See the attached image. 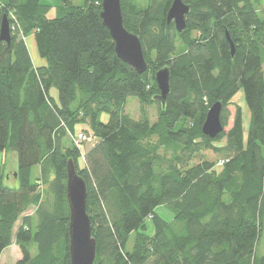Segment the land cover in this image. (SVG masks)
Masks as SVG:
<instances>
[{
    "label": "trees",
    "instance_id": "1",
    "mask_svg": "<svg viewBox=\"0 0 264 264\" xmlns=\"http://www.w3.org/2000/svg\"><path fill=\"white\" fill-rule=\"evenodd\" d=\"M171 1L120 0L123 25L147 63L139 74L116 56L102 0H0V21L14 13L13 29L33 30L45 60L35 66L16 33L9 44L0 40V151L16 153L19 181L6 184L0 171V255L13 239L21 252L14 264H70L69 159L86 184L94 264H264L256 252L264 229L263 0H184L182 31L167 25ZM52 8L57 14L47 18ZM162 67L169 69L164 104L154 81ZM239 89L249 110L246 142L238 106L226 133L204 135L209 107L222 103L226 127ZM130 96L139 100V119L124 110ZM81 124L95 138L83 158L82 142L63 145ZM208 150L223 164L199 158ZM30 207L33 216L25 214Z\"/></svg>",
    "mask_w": 264,
    "mask_h": 264
},
{
    "label": "water",
    "instance_id": "2",
    "mask_svg": "<svg viewBox=\"0 0 264 264\" xmlns=\"http://www.w3.org/2000/svg\"><path fill=\"white\" fill-rule=\"evenodd\" d=\"M190 6L183 0H172L166 13V22H173L177 31L186 26V16ZM100 18L114 42L116 56L141 74L147 69L141 42L138 36L128 31L123 25L120 0H102ZM231 53L234 45L228 34ZM0 40L11 42L9 21L6 15L0 21ZM154 81L159 93L155 96L161 104L165 103L169 93V69L162 67L154 74ZM222 103L214 102L206 112L201 131L210 138H215L224 130L221 122ZM66 177V200L68 206V248L70 264H94L96 243L91 235L89 216L86 210L87 192L84 179L78 175L71 159L68 160Z\"/></svg>",
    "mask_w": 264,
    "mask_h": 264
},
{
    "label": "rangeland",
    "instance_id": "3",
    "mask_svg": "<svg viewBox=\"0 0 264 264\" xmlns=\"http://www.w3.org/2000/svg\"><path fill=\"white\" fill-rule=\"evenodd\" d=\"M69 3H72L74 5H82L84 4V0H68ZM133 1V0H132ZM184 1V0H183ZM134 2L138 3L140 6H142L143 4L141 3V0H134ZM185 2V1H184ZM43 3H47L53 6H57L60 5V0H43ZM187 3V2H185ZM264 4V0L262 2ZM189 4V3H188ZM57 8H52L50 9L48 12H46V16L47 18H54L57 14L56 11ZM9 13V16L7 17L10 21V29L9 32L11 34V32L18 34L19 38H22L29 50V53L31 55L32 58V62L35 66H38L39 64H45V60L41 59L38 55L37 49H36V45L34 42V33L33 30L26 33L23 31V29L18 25L17 29H13L14 25H17L18 23L13 20L15 19V15L14 13ZM168 25V24H167ZM175 28V27H174ZM182 47L178 46L177 52L181 51ZM263 74H264V64H263ZM51 94L53 96H56V90L55 89H51ZM231 102L233 104H229L227 106V110L229 111V118L227 121V126L224 127V130L222 132L226 133L229 129V127L232 124V119H233V114L235 112V106L240 107L241 109V113H242V129H243V140L244 142H246L247 139V130H248V123H249V110L247 108L246 102H245V98H244V91L243 89H239L235 95L232 97ZM139 100L136 97H128L125 103V112L127 114H129L130 117L134 118V119H139L141 118V113H140V108H139ZM146 111H147V115L149 117L150 122H154L157 119V109L155 105H149L146 107ZM108 114L107 113H102L100 116L101 121L106 122L108 120ZM86 125H77L76 129H75V135H77L79 132L83 131L86 133L87 129H86ZM74 137V135L72 136ZM95 142V138L89 134H86V139L85 141H83L80 144V151L82 154V158H83V154L85 153V151H87V149H89L93 143ZM225 142V138L221 139L218 142H215L216 145H220V144H224ZM73 144L72 139L69 135H67L64 139H63V145H68V144ZM162 153H167L169 154L171 151L170 149L167 150H162ZM199 158L200 157H205L208 160H214L216 162V164H218L220 158L219 155L217 153H214L212 151H206V152H202L201 155H198ZM198 160V157L194 159V162ZM79 165H81V161L79 160ZM17 157H16V153L14 151H7V152H1L0 151V171L3 172V174L5 175V183L14 187L17 186L19 181L17 178ZM39 176V168L38 166H34L32 167L31 170V178L32 180H35L37 177ZM42 188L44 189V185L42 184ZM34 209L35 207H30L25 214H29L33 216L34 213ZM159 211L161 212V215L166 218V219H170L171 218V213L164 208L159 209ZM19 225V221L15 224L14 228L16 229ZM148 225L150 226V223H148ZM12 239V238H11ZM256 252L258 255H261L264 253V229H263V233H262V237L260 238L257 247H256ZM21 257V252L19 250V247L15 244L14 240H11V244L5 248L3 250V252L0 255V264H14L18 259H20Z\"/></svg>",
    "mask_w": 264,
    "mask_h": 264
},
{
    "label": "built area",
    "instance_id": "4",
    "mask_svg": "<svg viewBox=\"0 0 264 264\" xmlns=\"http://www.w3.org/2000/svg\"><path fill=\"white\" fill-rule=\"evenodd\" d=\"M67 133H68L67 135H69L71 137L73 144L76 146H78L80 144V142H83L86 139V134L84 132H79L77 135H75L74 133L68 132V131H67ZM73 135H74V137H72ZM223 162H224V160L220 159L217 165L218 166L222 165Z\"/></svg>",
    "mask_w": 264,
    "mask_h": 264
},
{
    "label": "bare ground",
    "instance_id": "5",
    "mask_svg": "<svg viewBox=\"0 0 264 264\" xmlns=\"http://www.w3.org/2000/svg\"><path fill=\"white\" fill-rule=\"evenodd\" d=\"M173 23V22H172ZM174 25V24H173ZM9 29H10V27H9ZM82 132V131H81Z\"/></svg>",
    "mask_w": 264,
    "mask_h": 264
},
{
    "label": "crops",
    "instance_id": "6",
    "mask_svg": "<svg viewBox=\"0 0 264 264\" xmlns=\"http://www.w3.org/2000/svg\"><path fill=\"white\" fill-rule=\"evenodd\" d=\"M39 65H43V64H39ZM39 65H38V66H39Z\"/></svg>",
    "mask_w": 264,
    "mask_h": 264
}]
</instances>
